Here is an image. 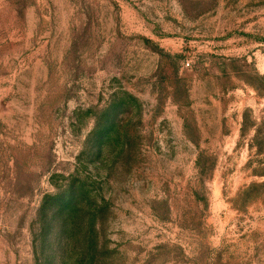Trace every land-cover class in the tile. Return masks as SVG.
<instances>
[{"label": "rangeland", "instance_id": "374dc122", "mask_svg": "<svg viewBox=\"0 0 264 264\" xmlns=\"http://www.w3.org/2000/svg\"><path fill=\"white\" fill-rule=\"evenodd\" d=\"M0 264H264V0H0Z\"/></svg>", "mask_w": 264, "mask_h": 264}]
</instances>
